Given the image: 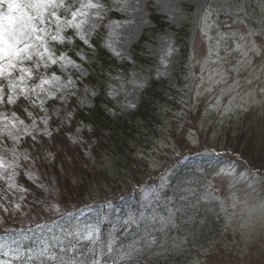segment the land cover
<instances>
[{"label":"rangeland","instance_id":"374dc122","mask_svg":"<svg viewBox=\"0 0 264 264\" xmlns=\"http://www.w3.org/2000/svg\"><path fill=\"white\" fill-rule=\"evenodd\" d=\"M92 3L100 7L78 16L80 29H65L63 43L51 42L57 55L66 53L76 66H48L47 75L60 77L50 91L60 87L62 91L47 98L41 95L46 112L23 97L0 107V112H15L26 125L32 123L27 112L38 123L47 115L52 132L51 137L34 133L35 142L25 136L15 145L29 157L19 158L16 188H9L6 178L0 177V231L8 230L0 232V264H264V170L252 168L264 165V0ZM151 9L179 28L191 29L190 56L181 64L180 81H173L179 98L172 95L169 102L159 103L157 134L145 131L136 160L131 162L130 157L115 168L113 155L93 153L94 141L85 133L89 126L73 123L74 105L92 107L99 93L97 85L84 81L93 59L91 40L97 33L102 46L120 63L131 64L100 73L112 101L111 115L134 110L151 78L172 77L179 33L154 32L141 51L146 60L138 63L133 58L132 45L153 26ZM112 11L121 16L108 15ZM8 13L7 3H0V17ZM0 23L7 26L6 20ZM75 39L87 48H77ZM252 42L261 55L249 52L245 57ZM57 44L71 48L58 50ZM62 127L71 148L57 151ZM13 146L10 139L0 138V155ZM238 148L241 153H234ZM77 157L81 160L75 165ZM7 158H12L10 152ZM88 171L93 176L88 179L91 203L64 214L59 177L76 182ZM103 171L109 173L97 175ZM136 171L159 180L115 200L119 181L130 180ZM21 174L45 197L37 193L27 201ZM102 231L104 241L99 238Z\"/></svg>","mask_w":264,"mask_h":264},{"label":"snow or ice","instance_id":"6c2138e0","mask_svg":"<svg viewBox=\"0 0 264 264\" xmlns=\"http://www.w3.org/2000/svg\"><path fill=\"white\" fill-rule=\"evenodd\" d=\"M5 2L9 13L0 17V21H7V26L0 23V107L5 104H15L17 99L23 97L30 106L38 105L42 111L46 112L43 108L45 99H42L41 95L47 98L62 91V87L57 88L56 91H50L51 86L58 84L60 77L55 73L51 76L47 75L48 66L58 63L61 67L65 64L76 66L75 61L66 53L57 55L51 42L63 43L66 39L62 35L64 30L80 29L82 22H77L78 16H85V9H95L100 6L92 3V0H88L87 4L83 0H27V2L0 0V3ZM13 13L19 15H13ZM76 35L79 33L77 32ZM237 48H240V45H237ZM249 52L257 56L261 55L254 42L244 52V56L247 57ZM261 58L264 59V56ZM34 79L38 82L30 83ZM68 83L71 81L69 80ZM27 116L32 121L30 125H26L24 120L19 119L15 112L10 115L0 112V138L2 142L10 139L14 144L11 149H7L0 155V170H2L0 177L6 178L9 188H16L15 169L19 166V158L29 159L26 154L20 153L15 145H18L25 136L35 142L34 133L46 137L52 136V132L47 127V115L40 117L39 123L31 112H27ZM40 123L44 125L42 130L39 127ZM8 152L11 153L10 160L7 158ZM18 190L27 191L23 188ZM20 199L23 200L24 197L21 196ZM0 207L3 206L0 205ZM14 207L20 209V204ZM52 210L59 212V207L52 205ZM4 211L7 212V208H4Z\"/></svg>","mask_w":264,"mask_h":264},{"label":"trees","instance_id":"16d2710c","mask_svg":"<svg viewBox=\"0 0 264 264\" xmlns=\"http://www.w3.org/2000/svg\"><path fill=\"white\" fill-rule=\"evenodd\" d=\"M157 21L161 29L172 26L161 22L158 16ZM182 47H185V44L182 43ZM97 49V61L93 63L98 68L95 70V73L100 71L99 69L103 70L110 66H118L116 60L108 52L99 46ZM183 53H186V48L183 49ZM89 79L92 82L94 81L93 83L99 82L94 74H91ZM167 85L170 84L165 79H152L144 90L139 106L134 112L117 115L115 117L110 116L104 106L109 103L104 93L96 98L93 108L87 112L80 111L79 117L91 124L92 130L90 134L92 136L91 138H95V151L105 150L112 154L115 159L114 163H117L119 166L121 162H126L130 157H133L138 143L141 144L144 141L142 131L145 126L141 124L143 122L151 123L154 119L155 124L159 119L158 104L167 98V95L161 89H165ZM167 101L170 100L168 99ZM131 178L135 179L134 183L137 184H141L144 181V176L141 178L140 173H135L134 177L131 176ZM129 182L127 181L125 186ZM68 183L71 182L67 181V188L63 190V199L64 201H68L67 207L83 205L88 194L92 195V190H89L90 185L87 177L83 176L77 185Z\"/></svg>","mask_w":264,"mask_h":264}]
</instances>
